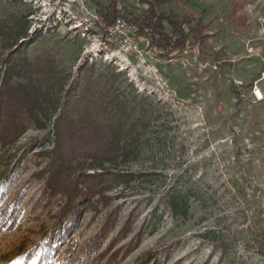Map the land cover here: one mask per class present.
Here are the masks:
<instances>
[{
    "label": "rangeland",
    "instance_id": "374dc122",
    "mask_svg": "<svg viewBox=\"0 0 264 264\" xmlns=\"http://www.w3.org/2000/svg\"><path fill=\"white\" fill-rule=\"evenodd\" d=\"M107 1L0 0V20L26 15L29 32H42L22 57L52 53L81 78L79 90L88 83L94 90L120 73L115 86L128 100L136 97L137 116L148 127L146 148L131 169L150 176L121 196L110 193L116 198L107 210L86 213L74 235L51 253V264H78L107 215H117L105 251L131 213L136 221L116 245L123 247L119 258L133 236L149 228L117 264H264V100L252 96L255 86L264 93V0H184L185 11L210 25L209 48L199 51L191 40L169 63L154 57L125 18L103 33L97 2ZM213 53L226 63H216ZM2 54L0 38V67ZM232 83L244 96L239 105ZM47 133L30 130L0 152L4 203L26 192L13 215L16 226L0 237V264H37L48 250L64 201L50 204L49 195L39 201L47 158L37 153L51 148L42 142ZM173 198L184 200L186 218L171 215Z\"/></svg>",
    "mask_w": 264,
    "mask_h": 264
},
{
    "label": "trees",
    "instance_id": "16d2710c",
    "mask_svg": "<svg viewBox=\"0 0 264 264\" xmlns=\"http://www.w3.org/2000/svg\"><path fill=\"white\" fill-rule=\"evenodd\" d=\"M192 1V0H188ZM175 7V8H174ZM97 22L103 33L118 19L125 18L136 26L137 35L147 40L154 57L171 62L193 40L199 51L209 47V24L203 17L185 11L184 0H108L97 2ZM28 16L0 20V152L14 146L30 130L48 131L42 142L51 148L37 154L47 158L39 173L45 180L39 201L49 195L48 203L63 199L57 222L47 241L48 250L39 255L37 264H51L52 252L60 248L81 226L86 213L98 214L107 210L116 197L132 191L136 181L149 177L147 173L133 171L146 148L143 136L147 131L145 118L137 116L136 97L128 100L115 86L121 74L112 73L110 81L90 84L79 90L80 79L61 66L52 53L29 60L22 57L42 36V32H29ZM212 59L226 63L218 56ZM84 69H79L83 71ZM112 80L114 82L112 83ZM237 105L244 96L232 83ZM141 117V118H140ZM144 122V123H143ZM118 195V196H119ZM8 193L0 194V237L16 226L18 207L26 192L19 191L10 202ZM178 198L169 205L174 218H186L187 207ZM131 213L117 236L100 253L109 232L118 223V216L108 214L102 228L90 238L77 258L78 264H117L135 250L143 240L149 223L138 231L127 245L116 248L121 239L128 238L136 221ZM154 231V230H153ZM37 253L35 250L33 255ZM110 253V254H109ZM144 264V263H141Z\"/></svg>",
    "mask_w": 264,
    "mask_h": 264
},
{
    "label": "built area",
    "instance_id": "2783aa9c",
    "mask_svg": "<svg viewBox=\"0 0 264 264\" xmlns=\"http://www.w3.org/2000/svg\"><path fill=\"white\" fill-rule=\"evenodd\" d=\"M236 85H242V83L236 82ZM252 96L255 99V101H257V102H261L264 100V93L258 86H255L253 88Z\"/></svg>",
    "mask_w": 264,
    "mask_h": 264
}]
</instances>
